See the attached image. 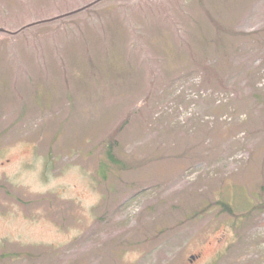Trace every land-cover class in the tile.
<instances>
[{
	"label": "rangeland",
	"instance_id": "rangeland-1",
	"mask_svg": "<svg viewBox=\"0 0 264 264\" xmlns=\"http://www.w3.org/2000/svg\"><path fill=\"white\" fill-rule=\"evenodd\" d=\"M0 264H264V0H0Z\"/></svg>",
	"mask_w": 264,
	"mask_h": 264
},
{
	"label": "trees",
	"instance_id": "trees-1",
	"mask_svg": "<svg viewBox=\"0 0 264 264\" xmlns=\"http://www.w3.org/2000/svg\"><path fill=\"white\" fill-rule=\"evenodd\" d=\"M107 153H108V155H109V158H110L112 161L117 162V161L115 160V158H114V156H113V153H112V151H111L110 149L108 150ZM223 207H224V209L227 210V211H233V209H232V207L230 206V204L223 203Z\"/></svg>",
	"mask_w": 264,
	"mask_h": 264
}]
</instances>
